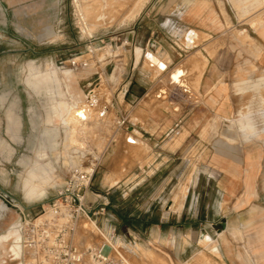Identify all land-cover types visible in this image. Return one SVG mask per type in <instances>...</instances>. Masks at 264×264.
Instances as JSON below:
<instances>
[{
    "label": "rangeland",
    "instance_id": "rangeland-1",
    "mask_svg": "<svg viewBox=\"0 0 264 264\" xmlns=\"http://www.w3.org/2000/svg\"><path fill=\"white\" fill-rule=\"evenodd\" d=\"M165 1L147 0L136 14L135 0H0V139L5 142V148L0 147V187L25 207L24 212L19 206L28 220L33 221L47 211L73 176L94 164L85 192L86 203L96 205L104 197L110 201L109 196L113 195L114 204L110 203L107 208L108 217H97V228L86 225L78 239L96 240L97 229L105 236L114 229L115 238L122 241L131 264H264V238L261 237V232L264 235V191L249 193L240 189L234 193L226 188L236 176L230 170H222V164H230L237 156L221 154L228 152L227 147L232 144L227 134V140L221 134L228 123L217 118L205 105L193 102L189 150L175 159L176 163L183 162L186 170H175L170 187V197L175 200L171 210L178 212L183 205L180 200L186 195L187 207L194 211V217L201 215L200 220L178 227L175 234L169 226H163L160 234L156 226L140 228L135 221L123 222L125 208L133 211L132 214L147 208L145 198L157 190L159 179L155 177L154 188L146 187L140 194L132 190L126 205L122 202L123 187L96 186L101 175L102 153L120 141L122 135L116 122H100L96 108L93 110L89 104L94 97L100 102L122 100L123 54L131 52L133 47L126 34L133 30L138 14L143 12L151 17ZM255 1L257 6H264V0ZM193 34L191 31L189 35ZM135 52L138 57L140 48L136 47ZM146 60L157 68L156 60ZM91 77L100 78L82 91V85L87 84L86 80L92 81ZM30 82L44 86L33 91L25 85ZM175 85L182 87L183 83ZM238 97L241 99L238 110L244 115L252 112L253 124L245 123L244 130H240L239 125L243 123L235 127L230 121L234 141H237V129L248 140L254 126L261 132L256 139L264 141V88ZM178 98L176 94L175 99ZM76 101L78 110L87 112L83 120L86 124L75 123L77 128L72 124L71 129L56 116L58 108L53 106L57 102L72 105ZM8 114L20 118L19 140L13 141L7 136ZM110 114L114 117V111ZM200 117L203 121H194ZM47 118L52 119L51 123L46 122ZM194 132L202 138L215 135L219 138L213 139V148L203 153ZM42 164L49 170L41 169ZM259 182L264 185V177ZM32 185L39 188L30 192ZM32 198L39 199L28 201ZM253 199L260 201L251 202ZM159 205L153 204L155 212ZM17 223L12 227L16 231L19 230ZM127 227L134 232L126 233ZM222 230L219 237L216 233ZM17 235L15 239L21 240V234ZM15 239L10 242L9 250L2 249L0 264L3 261H6L4 264L25 263L24 244L15 246ZM10 253H20V260H9Z\"/></svg>",
    "mask_w": 264,
    "mask_h": 264
},
{
    "label": "crops",
    "instance_id": "crops-1",
    "mask_svg": "<svg viewBox=\"0 0 264 264\" xmlns=\"http://www.w3.org/2000/svg\"><path fill=\"white\" fill-rule=\"evenodd\" d=\"M160 7L151 12V17L143 15V12L138 14L133 30L126 34L133 47L131 52L124 51L123 54L122 100L100 102L98 99L89 105L93 110L96 108L100 122L125 119V125L119 128L122 135L120 141L102 153L101 175L96 180V186L123 187L122 202L126 205L132 190L140 194L146 187L154 188L152 180L158 178L157 190L144 200L145 204H149L147 208L138 214H132L133 211H126L125 208L123 222L135 221L140 228L156 226L160 234L163 226H169L175 234L178 227L191 225L201 218V215L194 217V211L187 207L186 195L180 200L183 205L178 212L171 210L175 200L170 197L175 170H186L183 162L176 163L175 159L189 150L193 134L188 129L193 121L194 101L195 104L205 105L214 111L217 118L228 123L221 134L226 140L227 134L232 144L227 147L230 149L228 152L221 154L234 155L237 159L233 158L230 164H222V170H230L236 176L230 185L226 184V188L234 193L240 189L249 193L264 191L261 190L264 185L259 182L264 177V141L256 139L261 132L256 131L254 125L249 139L245 140L240 130H244L245 123L253 124L252 112L244 115L238 110L239 95L264 88V6H257L255 0H166ZM191 31L193 35H189ZM152 40L157 42V50L165 51L161 58L165 63L163 70H158L146 60L147 46ZM136 47L140 48L138 57ZM82 65L87 66L83 62ZM177 69L182 87L175 85L179 82H169V75ZM99 78L91 77L90 82L86 80L82 91ZM25 85L33 91L44 86L32 82ZM176 94L178 100L175 99ZM58 103L53 107H57ZM112 111L114 117L108 116ZM235 117H238L237 120ZM6 119L7 136L13 141L19 140V116L8 114ZM197 119L194 121H203L202 117ZM51 121L50 118L46 120L47 123ZM230 121L235 127L243 123L239 125L240 130L235 131L237 141H234ZM129 135L139 141L132 143ZM194 136L203 153L212 147L213 139L219 138L217 135L202 138L195 132ZM4 143L0 139V147L5 148ZM40 168L49 170L44 164ZM109 198L113 205V195ZM155 203L160 204L156 212L153 210ZM19 217L16 211L5 212L0 217V234ZM125 232L131 234L134 231L127 227ZM222 232L216 234L220 237ZM261 237L264 238L262 232ZM9 256V260L16 262L14 254ZM20 256L19 253L18 260Z\"/></svg>",
    "mask_w": 264,
    "mask_h": 264
},
{
    "label": "built area",
    "instance_id": "built-area-1",
    "mask_svg": "<svg viewBox=\"0 0 264 264\" xmlns=\"http://www.w3.org/2000/svg\"><path fill=\"white\" fill-rule=\"evenodd\" d=\"M116 125L123 127L125 119L117 120ZM90 165L89 170L70 179L42 215L30 221L22 211L23 217L16 226L27 255L25 264H131L114 229L107 236L97 229V239L90 238L86 248L75 241L76 234L85 231L86 225L96 227L97 217L109 215L107 197L96 205L86 203L85 192L96 167Z\"/></svg>",
    "mask_w": 264,
    "mask_h": 264
},
{
    "label": "bare ground",
    "instance_id": "bare-ground-1",
    "mask_svg": "<svg viewBox=\"0 0 264 264\" xmlns=\"http://www.w3.org/2000/svg\"><path fill=\"white\" fill-rule=\"evenodd\" d=\"M147 0H135V3H134V13L137 14V12L140 11V9L142 8L143 4L146 2ZM87 3V2H86ZM85 3V4H86ZM132 11V13H133ZM133 13V14H134ZM132 14V15H133ZM154 55V56H153ZM145 57L148 58L149 60H156V65H157V68L160 69V70H163L165 68V63L163 62V60L161 58H159L155 53H151L149 50L146 52L145 54ZM179 75H180V72L179 71H175L172 75H171V78L169 80L170 83H174V81L178 80L179 78ZM95 98V97H94ZM93 98V103L94 101H96V99ZM76 103H79L78 101H76L75 103H73L72 105H68L67 103L65 102H62V103H59L58 106H57V112H56V116L60 117L64 122L66 121L67 125L69 124L70 126L73 124V126L76 124H78L80 122L81 125H85L86 122H83V120H85L86 118V113L85 112L86 110H78V106L76 105ZM104 113V112H103ZM105 114V113H104ZM82 117V118H81ZM79 124V125H80ZM76 127V125H75ZM74 127L71 126V129H73ZM77 128V127H76ZM72 131V130H71ZM127 136V135H126ZM130 136V135H129ZM136 137V136H135ZM126 140V139H125ZM130 141L132 143H137L139 140H136L134 137L130 136ZM130 144V142H129ZM31 190L30 192L34 191L35 189L39 188V186L37 185H32V187H30ZM19 206V205H18ZM7 210V207L5 206V204H3L1 201H0V217L4 214V211ZM263 212V211H262ZM252 213V212H251ZM250 213V214H251ZM255 214V213H254ZM260 220V219H259ZM255 222V220H254ZM15 222H13L10 227H8L9 229H7V232L4 233V234H1L0 235V250H1V253H0V256L2 255V249L4 250V248H7L8 249V246L10 244V242L12 241V239H15V237H17V233L19 234L18 231L14 230L12 227H13V224ZM12 228V229H11ZM225 230V228H224ZM223 231V230H222ZM220 231V232H222ZM219 232V233H220ZM239 232V231H238ZM235 234V233H234ZM238 235V234H237ZM78 236H81V233H77L76 234V238H75V241H77V243L81 244V245H84L83 247L89 245L91 243V241L89 240L90 238L89 237H80L78 239ZM208 237V236H207ZM237 237V236H236ZM20 238V237H19ZM15 239L16 242H15V246H17V244H19L20 242V239ZM89 238V239H88ZM13 244V243H12ZM16 248V247H15ZM9 250V249H8ZM16 249H14L15 251ZM13 251V252H14ZM21 251V250H20ZM15 254V253H14ZM19 256V253L16 255H14L13 257L15 258H18ZM10 258V257H9ZM1 259V258H0ZM2 261V260H0ZM17 264H21L20 262L17 263Z\"/></svg>",
    "mask_w": 264,
    "mask_h": 264
},
{
    "label": "water",
    "instance_id": "water-1",
    "mask_svg": "<svg viewBox=\"0 0 264 264\" xmlns=\"http://www.w3.org/2000/svg\"><path fill=\"white\" fill-rule=\"evenodd\" d=\"M147 49L151 52V53H155L159 58H162L165 55V51L163 49H158V44L156 41L152 40L149 42ZM34 54H37V52L32 51ZM0 201L5 204V206L7 207V210L4 211H16L17 214H19V219L17 220L19 222V220L23 217L22 216V211L20 209V205L21 203L16 201V199L10 195L7 191H5L4 189H2L0 187ZM18 202V203H17ZM19 205V206H18ZM22 206V205H21ZM22 208L24 209V207L22 206ZM223 228H225V224L222 225Z\"/></svg>",
    "mask_w": 264,
    "mask_h": 264
}]
</instances>
